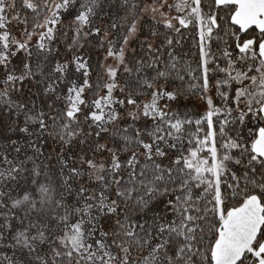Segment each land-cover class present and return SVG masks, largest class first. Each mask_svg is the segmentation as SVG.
Segmentation results:
<instances>
[{
	"label": "snow or ice",
	"instance_id": "1",
	"mask_svg": "<svg viewBox=\"0 0 264 264\" xmlns=\"http://www.w3.org/2000/svg\"><path fill=\"white\" fill-rule=\"evenodd\" d=\"M0 264H264V0H0Z\"/></svg>",
	"mask_w": 264,
	"mask_h": 264
},
{
	"label": "trees",
	"instance_id": "2",
	"mask_svg": "<svg viewBox=\"0 0 264 264\" xmlns=\"http://www.w3.org/2000/svg\"><path fill=\"white\" fill-rule=\"evenodd\" d=\"M70 37H71V33H69V42H70ZM191 43V41H190V39L185 43V46H184V48L182 49V51H185V52H187L188 51V45ZM62 50H63V48H62ZM96 51H93L92 53H91V55H92V57H94V53H95ZM93 61V60H92ZM98 62H102V61H99V60H97V62H96V65H97V63ZM93 63V62H92Z\"/></svg>",
	"mask_w": 264,
	"mask_h": 264
},
{
	"label": "rangeland",
	"instance_id": "3",
	"mask_svg": "<svg viewBox=\"0 0 264 264\" xmlns=\"http://www.w3.org/2000/svg\"><path fill=\"white\" fill-rule=\"evenodd\" d=\"M99 57H101V53L96 51V52L94 53V57H93V59H92V60H93V61H92V62H93L92 64H93L94 67L96 66V62H97V60H99V59H98ZM192 107H195V102H194V104L192 105Z\"/></svg>",
	"mask_w": 264,
	"mask_h": 264
}]
</instances>
